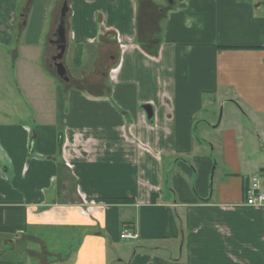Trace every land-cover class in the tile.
Returning a JSON list of instances; mask_svg holds the SVG:
<instances>
[{"label":"crops","instance_id":"0c3cea01","mask_svg":"<svg viewBox=\"0 0 264 264\" xmlns=\"http://www.w3.org/2000/svg\"><path fill=\"white\" fill-rule=\"evenodd\" d=\"M3 1L0 47L22 32L12 55L37 77L18 70L25 107L0 108V264H264V206L244 200L257 170L264 189V153L243 121L216 123L219 105L240 100L246 132H264V0H146L168 9L156 56L133 42L145 0H44L33 13L32 0L18 12ZM64 1L68 82L47 48ZM232 176L238 190L223 186ZM124 228L138 234L131 250Z\"/></svg>","mask_w":264,"mask_h":264},{"label":"rangeland","instance_id":"374dc122","mask_svg":"<svg viewBox=\"0 0 264 264\" xmlns=\"http://www.w3.org/2000/svg\"><path fill=\"white\" fill-rule=\"evenodd\" d=\"M20 1L21 0H18V4L16 6V11L17 12H18V6H19V2ZM43 1L44 0H32L31 9L29 8L30 12L33 13L34 11L35 12L39 11V8L41 6L40 2L43 3ZM55 1H58V0H55ZM150 1L151 2L153 1V2H155L157 4H160V5L164 6V7L167 4H169L167 0H150ZM171 1L177 3L176 7H179V1H183V4H184V8L183 9L187 10V5L192 0H171ZM185 2L187 4H185ZM135 4H136V2H135ZM144 4H147L146 0H145V3H143V6L141 7L142 16L148 17V20H149V18L151 19L152 15H153L154 18L159 16L158 18L160 20L158 19V23H159V25H161L162 21H165V19H163L164 14H160L159 12L149 13L146 10L149 5H144ZM3 5H5V2L3 0H0V7H2ZM164 9H166V8H164ZM165 11H168V9L164 10V12ZM256 16H264V6L261 7L258 12H256ZM186 19H187V17L182 15V20H186ZM149 27H148V30L150 29ZM193 28L194 27H192V29ZM97 29L98 28L96 26V31H97ZM11 35H12V33H11ZM17 41H18V37L16 35L15 36L12 35L11 44L8 45V46L0 47V99L2 100V102H0V108H4V109H6V107L12 108L11 107L12 105L16 106L17 104L25 107V103H24L22 97L20 96V92L18 91V86H17L18 70H19V73H20V71L24 72L26 74V78L27 79L33 80L34 78L37 77V73L35 71H26L24 69H20V67H21L20 60L21 59H19V53L15 52V54L12 55L13 54L12 51L17 49V47H16V44L18 43ZM256 41L257 42L260 41V38H259L258 35L256 36ZM47 48L49 49V53H48L49 61L48 62H50V64H51V58L53 56H55L56 49H55V46L52 47V45L49 44V41H48ZM114 50H116V49H114ZM103 58H102V60L101 59L99 60L100 64L104 65V66L105 65H109L110 62L107 60V58H106V60H104ZM62 64H63L64 67L65 66L66 67L71 66V57H70V52H69V45L67 46L66 51L64 53V56L62 58ZM91 68H92V65H90V70H91ZM102 69H103V67H102ZM73 70H75V69L73 68ZM109 70H110V68L108 69V71ZM108 71H107V73H108ZM66 72H67V70H66ZM69 73L70 72L67 73L68 78L69 77L70 78L71 77H75L77 75L74 72L71 73V74H69ZM54 75H55V73H54ZM96 76L98 77V75H96ZM220 90L223 93V97H224L223 99L224 100L225 99L229 100V99H232V97H234V91L230 87L224 86V87L220 88ZM34 91H35V89L33 90V87H32L31 88V92L34 93ZM8 100L11 102V104H10V102ZM7 105H9V106H7ZM244 110L246 111V108H245V106L243 105V103L240 100L233 101V103H228V101H224V103L222 105L218 106L217 120L219 118L220 127L223 128V129H226V128H233L234 129L235 126L233 125V122L229 123L233 119H236L237 121H241V122L243 121L244 122V124H243L244 125V129L243 130L245 132L244 133L245 135H243L242 138L245 139L246 137H249L248 141L251 142V143H255V145L257 146L258 150L260 152H262V154H263L264 153V132H262V134H261V132H260L261 129H259V127L256 124L254 126L253 125L252 126L249 125L248 129H249L250 133L246 132L245 117H244V113H243ZM217 120H216V123H217ZM256 130L258 132L255 134ZM259 135H261L260 138L258 137ZM255 153L256 152H254L253 155H255ZM260 167L264 168V163L261 164ZM260 167H258V168H260ZM256 175L261 180V173H259V170H257ZM239 182H240V177L239 176H237V177L232 176V177H229L227 179L226 183H224L223 186L225 187L226 184H227L230 187V190L231 189L232 190H238ZM216 185H217V180L216 181L213 180L212 190H214V191L211 190L209 192V196L213 194L214 195V199H216V197H217V193L215 194ZM67 236H68V238H66L65 241L67 243H70L72 241L73 237H69V236H71L70 233H68ZM122 242H123L124 247L127 250H131L132 247H135L137 245L136 242L131 241V240H122ZM57 245H58L57 247L59 249H61V250L66 249V246H67V245L60 246L59 239L57 240ZM177 245H179V243H177ZM15 247H16V249H15L16 251H20L22 249V245L21 244H19V245L17 244V245H15ZM50 247L51 246H48V248H50ZM0 248H1V246H0ZM50 250H53V248H51ZM68 251H70V250H67V252ZM63 253H66V251H63ZM173 254L174 255H178L179 254V246L175 247V250H173ZM48 261H50V259L45 261L44 258H42L41 262L40 263L37 262V263L38 264H47ZM129 262H130V260H127L126 263L128 264ZM112 264H120V263L114 261V262H112Z\"/></svg>","mask_w":264,"mask_h":264},{"label":"trees","instance_id":"16d2710c","mask_svg":"<svg viewBox=\"0 0 264 264\" xmlns=\"http://www.w3.org/2000/svg\"><path fill=\"white\" fill-rule=\"evenodd\" d=\"M142 6H140L141 17H140V19L137 18V20L135 21V35H134V41L133 42L136 43L146 54H148L150 56H156L158 54V50L160 48V45L163 41V38H162L163 37V28L161 27L162 25H159V23H158V19H159L158 17L159 16H157L156 18L151 17V19L149 18V20H148V17L142 16V11H141ZM168 6H169V4L166 5L165 8H168ZM146 10L149 13L159 12L160 14H162L164 11V10L159 11V8L155 9L153 7H150V6ZM164 18H165V15H164L163 19ZM162 23H163V21H162ZM148 27L150 28L149 30H148ZM23 29H24V27L21 28V30H23ZM21 36H22V32H20V34L17 36L18 37L17 42H19V39L21 38ZM218 49L237 50V49H248V48L220 47ZM255 49H260V48H255ZM202 201H208V200H202ZM146 253H149V252L146 251Z\"/></svg>","mask_w":264,"mask_h":264},{"label":"water","instance_id":"95a60500","mask_svg":"<svg viewBox=\"0 0 264 264\" xmlns=\"http://www.w3.org/2000/svg\"><path fill=\"white\" fill-rule=\"evenodd\" d=\"M169 4L173 2L171 0H167ZM68 13V7L66 1H64L59 10V16L56 28L52 35V38L49 40L50 45H54L56 49V54L51 58L53 64L52 67L54 68L55 76L63 82H68V76L65 67L62 64V58L66 50V35H65V20L66 15ZM142 109L145 112L146 119L150 121L153 116L152 108L149 105H142ZM219 118L217 124L219 123ZM214 169V168H213ZM213 175V170L210 175V178Z\"/></svg>","mask_w":264,"mask_h":264},{"label":"built area","instance_id":"2783aa9c","mask_svg":"<svg viewBox=\"0 0 264 264\" xmlns=\"http://www.w3.org/2000/svg\"><path fill=\"white\" fill-rule=\"evenodd\" d=\"M244 200L245 205L250 207L264 206V189L257 176H250L246 179ZM119 237L121 240H137L138 234L131 228H124Z\"/></svg>","mask_w":264,"mask_h":264},{"label":"flooded vegetation","instance_id":"af4514ba","mask_svg":"<svg viewBox=\"0 0 264 264\" xmlns=\"http://www.w3.org/2000/svg\"><path fill=\"white\" fill-rule=\"evenodd\" d=\"M174 3V2H173ZM173 5V4H172ZM162 10H164V9H159V11H162ZM52 47H54V45H52ZM52 64H53V62H52V60H51V67H52ZM102 74H105V71H102L101 72Z\"/></svg>","mask_w":264,"mask_h":264}]
</instances>
